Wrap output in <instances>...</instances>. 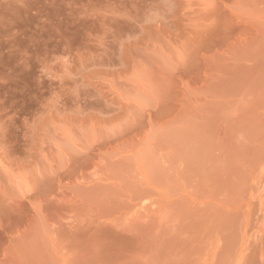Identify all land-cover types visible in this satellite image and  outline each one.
Wrapping results in <instances>:
<instances>
[{
	"label": "rangeland",
	"instance_id": "1",
	"mask_svg": "<svg viewBox=\"0 0 264 264\" xmlns=\"http://www.w3.org/2000/svg\"><path fill=\"white\" fill-rule=\"evenodd\" d=\"M0 264H264V0H0Z\"/></svg>",
	"mask_w": 264,
	"mask_h": 264
}]
</instances>
